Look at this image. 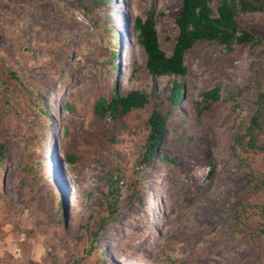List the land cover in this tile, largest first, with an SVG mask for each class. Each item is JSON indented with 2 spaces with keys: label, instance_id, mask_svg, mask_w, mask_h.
Wrapping results in <instances>:
<instances>
[{
  "label": "rangeland",
  "instance_id": "obj_1",
  "mask_svg": "<svg viewBox=\"0 0 264 264\" xmlns=\"http://www.w3.org/2000/svg\"><path fill=\"white\" fill-rule=\"evenodd\" d=\"M217 1L212 0V8ZM180 4L0 0V141L6 152L0 171V247L6 250L0 264H35L38 245L46 249L42 264H98L96 249L104 264H264V237L249 241L247 236L257 217L252 208H242L245 213L239 208L243 202L264 205V190L254 192L248 183L252 175L264 179V154L243 160L234 150L253 113L258 82H264V12L237 16L240 27L260 39L255 52L249 44H235L227 52L202 40L185 52L186 74L178 78L181 97L169 108L158 146L168 162L154 158L138 164L149 108L115 119L92 116L94 100L112 90L117 95L154 92L162 100L168 94L172 77L146 71L130 22L151 10L159 47L169 55ZM20 41L31 54L21 52ZM110 50L108 64L101 52ZM11 65L41 67L28 74L48 115L46 124L35 129L33 152L22 145L33 116L21 102L20 88L3 71ZM212 87H219V99L204 108L202 92ZM160 108L168 109L166 103ZM16 147L55 169L62 199L57 214L44 206L45 187H37L35 201H27ZM212 160L214 172L201 187L194 169ZM114 199L119 213L105 222L92 243L95 250L85 257L83 244L70 239L84 223L94 232L97 217H106L105 203ZM237 215L249 220L242 232ZM61 236L67 238L62 244ZM178 244L181 258L176 259Z\"/></svg>",
  "mask_w": 264,
  "mask_h": 264
},
{
  "label": "trees",
  "instance_id": "obj_2",
  "mask_svg": "<svg viewBox=\"0 0 264 264\" xmlns=\"http://www.w3.org/2000/svg\"><path fill=\"white\" fill-rule=\"evenodd\" d=\"M94 1V0H92ZM103 1V0H101ZM212 0H181L179 14L174 19L176 27V35L169 55H166L159 47L156 30L151 10H148L146 15L141 18L133 17L130 22V29L134 39V43L139 46L144 55V66L146 71L153 76H168L172 77L170 87L167 89L168 94L159 99L154 92L145 91H130L123 95H117L113 90L107 98L104 96L97 97L92 105V116L95 119H103L105 114L111 119L116 117H124L132 111L150 109L146 117L145 124L148 128L146 140L143 146V151L139 159V166L150 163L154 158L160 162L166 163L169 161L166 155L158 151V146L165 134L166 122L169 114V108L177 104L181 97V83L178 78H183L186 74V67L183 63V57L197 41H206L208 43H216L229 52L235 44H249L250 52H255L261 44L260 39L249 31L240 27L237 16L238 14L264 12V0H218L214 8L211 7ZM110 30H108L109 33ZM21 52L31 54L32 49L23 41H20ZM102 56L106 57L108 64H111L113 52H101ZM41 68V67H40ZM37 68H14L13 65L3 69L6 77L14 82L20 88V99L24 106L31 112L33 120H30L29 133L22 138L23 149H30L32 152V141L35 142V129L42 128L47 122V113L43 110L38 101V91L35 84L30 79L29 72L35 71ZM0 81H2L0 77ZM201 101L204 108H209L219 99V87H212L201 95ZM166 103L167 110L163 112L160 105ZM254 110L246 124L243 125L241 131L235 138L234 150L238 156L247 159L250 155L264 154V82H258V88L254 98ZM66 110L71 112L68 105ZM34 119H36L34 121ZM18 148V147H16ZM20 155L21 166L19 174L23 180L27 181L28 186V202L35 201L37 195V187L44 188L45 207L57 214L60 212L61 196L58 195L55 180L57 179L55 169L45 166L39 158H33L32 155L24 156V151L18 148ZM6 156L5 144L0 141V171ZM31 158V159H26ZM64 158L67 162H71L72 158L69 153H64ZM215 162L212 160L208 167L210 172L207 175V181L211 178L214 172ZM248 183L254 192L264 190V179L257 178L252 175ZM113 188L110 191H115ZM38 205H42L37 202ZM240 206L242 212L245 213L244 207L253 209V214L257 219L252 223V229L248 233V240L251 241L256 237H264V205H249L243 202ZM43 206L41 210H43ZM104 209L106 217H97L96 229L90 231L89 223L81 225L78 233L75 234L72 241L82 243L85 257L91 255L94 247L92 243L97 234L103 229L107 220H114L119 213L120 205L114 199L105 203ZM49 210V211H50ZM245 210V211H244ZM44 213V212H42ZM47 211L43 214V219L46 221ZM237 215V228L242 232L244 226L249 225V220L242 217V220ZM67 238L61 236L58 241L64 243ZM95 250V249H94ZM96 262L104 264L101 258L100 251L96 249Z\"/></svg>",
  "mask_w": 264,
  "mask_h": 264
},
{
  "label": "clouds",
  "instance_id": "obj_3",
  "mask_svg": "<svg viewBox=\"0 0 264 264\" xmlns=\"http://www.w3.org/2000/svg\"><path fill=\"white\" fill-rule=\"evenodd\" d=\"M122 46V45H121ZM210 172V168L208 166H202V167H197L194 169V175L197 178V183L201 186L204 187L207 185V175ZM10 227V226H8ZM43 239V238H41ZM182 247V245L178 244L177 245V254L174 258L179 259L180 254H179V248ZM6 249L0 247V258L3 257L4 251ZM17 252H19V249H17ZM46 249L43 246L38 245L36 249H34V255H33V260L35 261V264H42V257L45 255Z\"/></svg>",
  "mask_w": 264,
  "mask_h": 264
}]
</instances>
